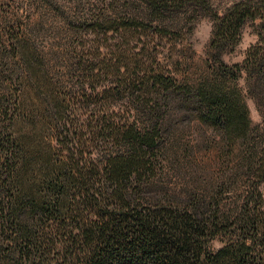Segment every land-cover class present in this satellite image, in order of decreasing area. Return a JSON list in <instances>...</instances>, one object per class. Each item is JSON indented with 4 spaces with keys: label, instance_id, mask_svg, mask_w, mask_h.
<instances>
[{
    "label": "trees",
    "instance_id": "obj_1",
    "mask_svg": "<svg viewBox=\"0 0 264 264\" xmlns=\"http://www.w3.org/2000/svg\"><path fill=\"white\" fill-rule=\"evenodd\" d=\"M137 1L80 16L60 76L24 34L1 60L0 264H264V0H200L197 78L191 0Z\"/></svg>",
    "mask_w": 264,
    "mask_h": 264
},
{
    "label": "rangeland",
    "instance_id": "obj_2",
    "mask_svg": "<svg viewBox=\"0 0 264 264\" xmlns=\"http://www.w3.org/2000/svg\"><path fill=\"white\" fill-rule=\"evenodd\" d=\"M111 0H0V63L1 60L13 61L11 48L18 35L34 42L44 56L51 75L60 76L63 63L74 59L72 46L75 45V25L78 18L95 8L106 6V14ZM115 1V0H113ZM234 0H208L210 8H222ZM137 5V0H116V5L125 3ZM189 10L180 23L187 31V44L182 53L186 58L184 68L191 77H198L206 68L210 52L213 19L200 0H191ZM257 39L255 25L249 20L242 29L240 42L224 54L229 63L241 61L247 48ZM164 44H169L166 38ZM168 42V43H167ZM9 52V53H8ZM9 58L2 59L5 54ZM4 65L0 69L4 70ZM251 117L255 125L261 121V114L254 101L248 98ZM193 137L188 132L187 139ZM192 142V141H191ZM217 244V243H216Z\"/></svg>",
    "mask_w": 264,
    "mask_h": 264
}]
</instances>
